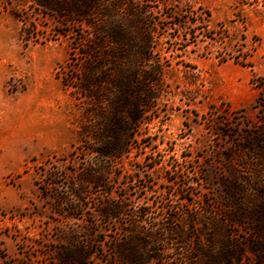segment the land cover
Segmentation results:
<instances>
[{
  "label": "rangeland",
  "instance_id": "1",
  "mask_svg": "<svg viewBox=\"0 0 264 264\" xmlns=\"http://www.w3.org/2000/svg\"><path fill=\"white\" fill-rule=\"evenodd\" d=\"M84 1L0 0V264H264V0Z\"/></svg>",
  "mask_w": 264,
  "mask_h": 264
},
{
  "label": "crops",
  "instance_id": "2",
  "mask_svg": "<svg viewBox=\"0 0 264 264\" xmlns=\"http://www.w3.org/2000/svg\"><path fill=\"white\" fill-rule=\"evenodd\" d=\"M2 125L0 123V181L19 168L24 158L30 155L28 149L32 138L29 128L22 132L14 129L12 124H7L8 129L3 130ZM40 135L39 132L36 136Z\"/></svg>",
  "mask_w": 264,
  "mask_h": 264
},
{
  "label": "trees",
  "instance_id": "3",
  "mask_svg": "<svg viewBox=\"0 0 264 264\" xmlns=\"http://www.w3.org/2000/svg\"><path fill=\"white\" fill-rule=\"evenodd\" d=\"M83 2L86 3V4L88 3L87 1H84V0H83ZM88 15H90V13L87 10H84L83 12H81L80 16L85 17V16H88Z\"/></svg>",
  "mask_w": 264,
  "mask_h": 264
}]
</instances>
